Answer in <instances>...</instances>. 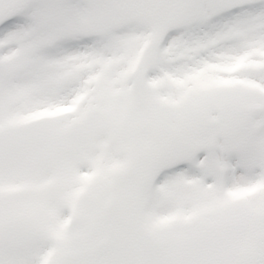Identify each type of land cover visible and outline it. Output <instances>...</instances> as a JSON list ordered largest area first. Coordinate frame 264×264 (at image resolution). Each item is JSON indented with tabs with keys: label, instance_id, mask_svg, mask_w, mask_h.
Instances as JSON below:
<instances>
[{
	"label": "snow or ice",
	"instance_id": "1",
	"mask_svg": "<svg viewBox=\"0 0 264 264\" xmlns=\"http://www.w3.org/2000/svg\"><path fill=\"white\" fill-rule=\"evenodd\" d=\"M0 264H264V0H0Z\"/></svg>",
	"mask_w": 264,
	"mask_h": 264
}]
</instances>
